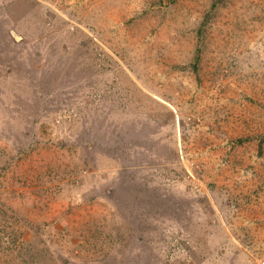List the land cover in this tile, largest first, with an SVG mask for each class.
Here are the masks:
<instances>
[{
    "label": "rangeland",
    "instance_id": "1",
    "mask_svg": "<svg viewBox=\"0 0 264 264\" xmlns=\"http://www.w3.org/2000/svg\"><path fill=\"white\" fill-rule=\"evenodd\" d=\"M263 40L264 0H0V264H264Z\"/></svg>",
    "mask_w": 264,
    "mask_h": 264
},
{
    "label": "bare ground",
    "instance_id": "2",
    "mask_svg": "<svg viewBox=\"0 0 264 264\" xmlns=\"http://www.w3.org/2000/svg\"><path fill=\"white\" fill-rule=\"evenodd\" d=\"M253 39H256V41H258V40H260V39H262V38H261V37H260V38H257V34L255 33L254 36H253ZM262 42H263V44H264V40H263Z\"/></svg>",
    "mask_w": 264,
    "mask_h": 264
}]
</instances>
